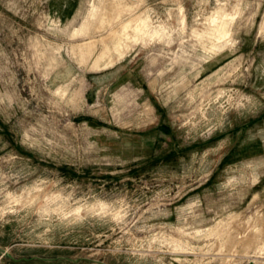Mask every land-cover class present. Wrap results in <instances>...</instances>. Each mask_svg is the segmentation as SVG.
<instances>
[{
  "label": "rangeland",
  "instance_id": "obj_1",
  "mask_svg": "<svg viewBox=\"0 0 264 264\" xmlns=\"http://www.w3.org/2000/svg\"><path fill=\"white\" fill-rule=\"evenodd\" d=\"M56 12L0 0V264H264V0Z\"/></svg>",
  "mask_w": 264,
  "mask_h": 264
},
{
  "label": "flooded vegetation",
  "instance_id": "obj_2",
  "mask_svg": "<svg viewBox=\"0 0 264 264\" xmlns=\"http://www.w3.org/2000/svg\"><path fill=\"white\" fill-rule=\"evenodd\" d=\"M75 0H51V3L57 9V14L61 19H66L70 11L72 10V6Z\"/></svg>",
  "mask_w": 264,
  "mask_h": 264
},
{
  "label": "water",
  "instance_id": "obj_3",
  "mask_svg": "<svg viewBox=\"0 0 264 264\" xmlns=\"http://www.w3.org/2000/svg\"><path fill=\"white\" fill-rule=\"evenodd\" d=\"M1 252H4V250H1ZM7 256H8L9 258H12V256H11L9 253H7Z\"/></svg>",
  "mask_w": 264,
  "mask_h": 264
}]
</instances>
